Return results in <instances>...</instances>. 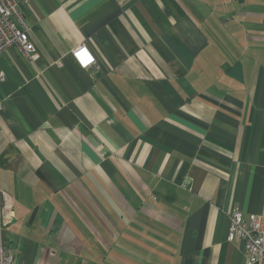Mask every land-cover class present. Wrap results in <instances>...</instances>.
<instances>
[{
	"label": "crops",
	"instance_id": "1",
	"mask_svg": "<svg viewBox=\"0 0 264 264\" xmlns=\"http://www.w3.org/2000/svg\"><path fill=\"white\" fill-rule=\"evenodd\" d=\"M19 8L38 59L0 56L13 264H245L227 232L233 210L264 226V0Z\"/></svg>",
	"mask_w": 264,
	"mask_h": 264
},
{
	"label": "built area",
	"instance_id": "2",
	"mask_svg": "<svg viewBox=\"0 0 264 264\" xmlns=\"http://www.w3.org/2000/svg\"><path fill=\"white\" fill-rule=\"evenodd\" d=\"M33 0H0V56L10 47L15 46L25 59L35 62L38 54L28 36V29L21 12L20 4H28ZM76 59L85 56L83 67L95 65V60L87 46L81 44L71 51ZM60 66V63H57ZM5 75L0 71V82ZM2 105L0 104V109ZM13 198L0 189V230L14 221ZM227 241H241L244 246L245 264H264V226L258 215H251L245 221L243 214L233 210L229 214ZM15 255L0 246V264H13Z\"/></svg>",
	"mask_w": 264,
	"mask_h": 264
}]
</instances>
